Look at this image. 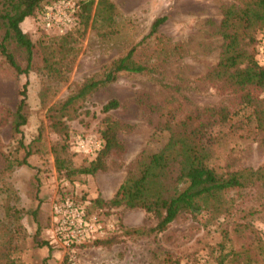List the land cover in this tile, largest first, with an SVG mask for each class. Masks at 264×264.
Instances as JSON below:
<instances>
[{"label":"rangeland","instance_id":"374dc122","mask_svg":"<svg viewBox=\"0 0 264 264\" xmlns=\"http://www.w3.org/2000/svg\"><path fill=\"white\" fill-rule=\"evenodd\" d=\"M111 2L115 5L113 24L107 28L97 22L94 28L88 27L84 36L74 43L77 55L68 67L64 82L46 79L41 74L38 70L40 53L36 46L32 48V70L25 76L16 75L0 57V168L3 166V152L10 151L16 157L21 156L20 150L15 151L16 140L20 138L26 143L40 134L35 144L38 151L27 157L28 166L17 167L8 177L18 197L19 207L24 209L20 220L24 233L18 261L20 264H33L34 261L35 264H216L219 255L217 243L221 240L220 227L225 226L229 240H225L221 251L227 252L228 256L221 264H264V260H259L255 254V236L264 238V212L259 206L260 202H264V193L260 190L228 189L224 193L241 209L233 218L245 223V227L238 226L232 220H224L221 224L208 222L206 212L200 213L197 220H191L182 213L156 237L126 236L115 230L117 219L126 227L152 226L154 219L142 210L122 206L99 208L90 204V200L96 196L106 201L113 197L119 190L126 165L142 148L156 150L164 142L166 133L156 131L163 119L176 121L192 109L205 106L234 109L237 100L235 95L215 89L203 78L218 58L220 8L224 4L238 3L237 0ZM39 14L40 9L34 16L25 17L20 23L21 30L33 41L41 35H61L42 29ZM160 16L165 18L158 26V33L164 37L162 44L167 48L177 44L180 49L149 72L118 73L113 82L87 96L75 117L67 121V143L72 163L74 166L85 165L98 151L94 155H86L79 150L75 141L77 137L89 135L102 140L99 129L105 113L101 111V105L115 99L118 107L107 114L120 124L117 137L124 151L106 156L104 169L91 175H78L70 180L62 172L57 173L49 152V145L56 140V135L46 126V106L62 100L71 86L99 72L104 64L124 54L132 46L135 58L150 65V54L155 45L152 37L146 34L151 22ZM254 37L257 39L253 44L254 58L259 64H264V40L259 39L258 32L254 33ZM25 80L27 120L21 127V134L13 136L9 113L18 100V89ZM42 84L49 87L45 105L40 103L38 97ZM249 91L253 98L264 99V89L251 86ZM138 97L143 98V105L138 102ZM167 110L170 114L166 113ZM212 151V157L219 166L224 165V157L228 154L233 159V167L264 164V141L220 138ZM63 195L86 202L88 212L97 213L112 222L114 229L106 237L114 234L117 242L109 247L81 246L85 244L82 243L74 245L72 251L64 252L51 238L49 215L51 202ZM249 208L258 211L248 215ZM242 215H246L244 219H240ZM40 242L46 244L38 245ZM41 247L42 250L49 247L51 251L63 252L58 258L50 260V256H45L40 260ZM231 251L238 254L231 256Z\"/></svg>","mask_w":264,"mask_h":264},{"label":"trees","instance_id":"16d2710c","mask_svg":"<svg viewBox=\"0 0 264 264\" xmlns=\"http://www.w3.org/2000/svg\"><path fill=\"white\" fill-rule=\"evenodd\" d=\"M55 0H1L0 9V57L16 75H27L31 70L32 48L40 53L39 71L46 78L64 82L69 65L77 55L74 43L84 36L88 27L98 22L111 27L114 22L115 5L111 0H77L76 24L58 36L41 35L33 41L20 28L25 17L34 16L44 3ZM238 3L224 4L220 8L217 33L220 37L218 58L203 78L215 89L225 90L237 97L236 107L205 106L194 108L176 121L163 119L156 131L166 133L164 142L156 149L142 148L126 165V171L119 190L112 198L103 200L96 196L90 200L94 207L106 206L140 209L154 219L152 226L126 227L117 219L115 230L123 235L136 237H156L165 231L179 215L186 214L191 220L208 213V222L219 223L232 220L245 227L233 216L239 209L233 200L225 197L228 189L260 190L264 193V164L258 166L233 167V159L224 157V165L215 163L212 154L214 144L220 138H250L264 141V99L253 98L250 87L264 89V64L254 58L253 44L257 41L254 33L264 40V0H237ZM164 17H156L150 24L146 36L152 37L150 65L140 62L133 55L134 46L103 65L102 69L71 86L66 96L46 106L44 118L46 126L56 135L49 145L54 169L72 180L78 175H91L105 167L104 159L111 153H121L124 146L117 137L119 123L107 113L118 107L115 99L101 105L105 113L99 134L102 147L87 164L74 166L68 150L67 121L73 119L79 106L93 91L116 79L118 73L141 74L159 67L171 54L179 50L177 44L168 48L162 44L163 36L158 26ZM144 38V37H143ZM162 44V45H160ZM178 47V49H177ZM27 81L18 89V100L9 113L10 130L13 136L21 134V127L28 115L26 103ZM49 87L42 84L38 92L39 101L46 104ZM138 102L144 104L142 97ZM166 113L170 114L167 110ZM173 112H171L172 114ZM225 131H222L223 129ZM155 131V132H156ZM40 132V130H39ZM36 138L23 142L16 140L15 151L3 152V166L0 168V264H20L17 255L21 251L24 228L20 220L24 209L19 207L18 197L8 177L19 166H28L27 157L38 151ZM11 153V154H10ZM37 181V180H36ZM122 194L118 197L119 194ZM264 212V202L259 203ZM249 208L247 214L257 212ZM246 215H242L244 219ZM221 240L217 243L219 255L216 264H221L228 256L222 252V245L229 240L227 228L220 227ZM254 237V236H253ZM117 242V236L95 239L81 246H105ZM46 244L40 242L38 245ZM255 254L264 260V238L255 236ZM243 253V252H242ZM232 254H238L233 251ZM247 261L249 257L246 254ZM244 264H248L245 263Z\"/></svg>","mask_w":264,"mask_h":264},{"label":"built area","instance_id":"2783aa9c","mask_svg":"<svg viewBox=\"0 0 264 264\" xmlns=\"http://www.w3.org/2000/svg\"><path fill=\"white\" fill-rule=\"evenodd\" d=\"M78 4L74 0H55L40 8L39 20L42 29L63 34L77 21ZM80 151L94 155L102 145L97 136L77 137ZM51 238L63 251H72L74 245L105 238L114 229L113 223L97 213L87 210V203L70 195L54 199L50 206Z\"/></svg>","mask_w":264,"mask_h":264},{"label":"crops","instance_id":"0c3cea01","mask_svg":"<svg viewBox=\"0 0 264 264\" xmlns=\"http://www.w3.org/2000/svg\"><path fill=\"white\" fill-rule=\"evenodd\" d=\"M42 248L43 247H41L40 248V257H38V259H40V260H42V259H44L45 258V256L47 257V256H50V260L52 259V258H58V256H60V254H61V252H63V251H61V250H53L52 249V251H51V249L49 248V247H45L44 248V250H42ZM36 258H37V256H36ZM35 262L36 261H34V263H33V261H32V263L33 264H35ZM39 264H40V262H39Z\"/></svg>","mask_w":264,"mask_h":264}]
</instances>
